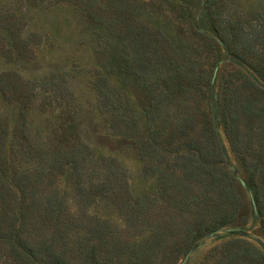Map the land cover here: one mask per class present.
<instances>
[{"label":"trees","instance_id":"obj_1","mask_svg":"<svg viewBox=\"0 0 264 264\" xmlns=\"http://www.w3.org/2000/svg\"><path fill=\"white\" fill-rule=\"evenodd\" d=\"M96 1L123 4L121 0L77 3L90 7ZM205 2L208 31L195 26L193 33L202 43L218 40L221 58L233 59L248 74L226 73L213 95L205 70L197 71L180 47L139 20L135 5L117 4L122 17L127 14L134 21L125 26L121 20L119 38L125 43L117 68L139 81L145 92L140 120L133 107L114 106L113 86H108L107 77H97L102 107L114 111L113 135L131 140L142 162L141 175L155 180L165 204L158 212L170 215L148 226L144 214L153 209L151 202L131 199L126 173L113 158L96 156L74 140L67 148L49 152L33 142L23 116L11 126L10 137L0 119V264H168L173 254L175 260L200 238L238 221V184L224 165L217 126L240 161L256 213L264 219V53L254 60L247 50L252 49L249 35L238 20L232 22L216 11L210 4L213 0ZM261 19L259 28L264 25ZM1 83L2 91H14L8 80ZM70 111L65 108L67 114ZM64 167L70 171V191L60 193L56 179ZM97 197L111 201L127 227L143 222L148 234L139 230L122 238L107 220L87 215ZM68 199L75 214L68 212ZM185 214L189 219L184 220ZM175 219L180 228L171 230ZM240 233L231 228L225 235ZM211 264H264V255L231 237Z\"/></svg>","mask_w":264,"mask_h":264},{"label":"rangeland","instance_id":"obj_2","mask_svg":"<svg viewBox=\"0 0 264 264\" xmlns=\"http://www.w3.org/2000/svg\"><path fill=\"white\" fill-rule=\"evenodd\" d=\"M121 1L123 4L96 1L90 7H83L77 0H0V80H8L14 88V91L0 89V119L7 125L10 137L11 126L23 116L33 142L49 152L67 148L74 140L83 142L96 156L113 158L126 173L131 199L148 198V203L151 202L153 209L144 214L150 226L170 213L158 212L164 210L165 204L159 198L156 182L141 175L142 162L137 158L131 140L113 135L114 111L102 107L97 89V77H107L108 86L112 85L116 94L115 102L112 101L114 106L133 107L140 120V109L146 104L145 92L139 87V81L117 68L125 43L119 38L123 28L121 20H125V26L134 21L127 14L122 17L117 4L120 7L135 5L139 20L157 28L173 45L180 47L197 71L205 70L213 95L223 85L222 77L226 73L248 72L240 69L233 59L223 57V61L219 55L223 48L218 40L203 42V45L193 33L195 26L208 31L204 17L206 0ZM213 1L210 4L216 11L242 25L252 48L247 50L256 60L264 53V25L259 28L263 23L264 0ZM128 50L126 48L125 52ZM211 100L212 104L214 98ZM65 108L71 111L67 114ZM214 120L218 124L219 121ZM217 133L223 148L224 165L237 180L241 198L239 220L200 238L181 257L174 260L173 254L168 264H211L215 252L231 237L247 242L264 255V219L256 213L246 174L230 151L220 126H217ZM62 173L56 179V188L60 193L69 192L70 171L64 167ZM67 206L70 214L77 212L71 199ZM87 215L107 220L122 238L139 230L144 234L149 228H144L143 222L127 227L117 207L103 197L92 201ZM183 218L189 219L187 214ZM177 220L169 227L171 230L180 228ZM231 228H237L241 233L225 235Z\"/></svg>","mask_w":264,"mask_h":264}]
</instances>
